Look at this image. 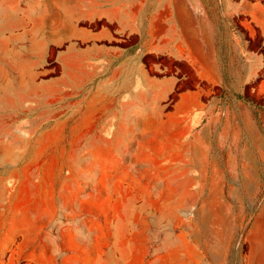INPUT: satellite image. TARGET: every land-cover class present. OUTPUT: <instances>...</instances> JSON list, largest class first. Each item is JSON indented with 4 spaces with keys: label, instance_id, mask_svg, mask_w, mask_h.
<instances>
[{
    "label": "rangeland",
    "instance_id": "1",
    "mask_svg": "<svg viewBox=\"0 0 264 264\" xmlns=\"http://www.w3.org/2000/svg\"><path fill=\"white\" fill-rule=\"evenodd\" d=\"M171 1L0 0V264H257L263 39L250 1L201 0L236 10L242 38L218 49L224 83L206 81L184 46L150 40ZM112 73L94 123L86 101ZM142 83L144 104H122Z\"/></svg>",
    "mask_w": 264,
    "mask_h": 264
},
{
    "label": "crops",
    "instance_id": "2",
    "mask_svg": "<svg viewBox=\"0 0 264 264\" xmlns=\"http://www.w3.org/2000/svg\"><path fill=\"white\" fill-rule=\"evenodd\" d=\"M172 1L180 2L179 5L181 8L178 9L174 7L169 10L168 14L165 16L166 19L160 24L162 25V30L159 32H157L158 22L152 18L149 29L151 34L150 40L156 37V35H160L161 39L157 42L156 49L166 52L169 58L172 59H176L179 53L178 49L184 46L186 49L185 57L191 62L192 66H195L196 71L204 80H216L224 83V76L220 74L216 67V58L218 57V49L223 45H233L234 49L240 53L242 38L238 30H236L234 22L230 19L231 16L235 17L237 15V11L234 10L232 14L225 11L221 15L218 14L217 11L207 8L201 0H198L200 2V8L198 9L189 8L187 5L188 0ZM248 1H250V7L247 13L252 18L251 20L255 22L264 43V0ZM105 14L100 15L107 16ZM178 17H185V19L181 20L178 19ZM178 24H180L179 28ZM133 31L138 32V29ZM260 47H264V44ZM135 48L137 51L141 46ZM126 61L134 60L127 59ZM211 64L216 67L215 71L206 67V65L208 66ZM136 65H138L137 62ZM134 67L135 64H130L129 68L133 70ZM118 77H120L119 74L112 73L106 79L100 80L98 84H96L95 90L89 95L86 106L88 105V110L93 114L92 122H99L101 113L106 111V108L114 103L115 98L111 96L110 89L107 88L110 85L109 83L115 81ZM132 78H134V73L127 72L126 79L132 80ZM144 89L145 87L142 83L137 84L136 94L129 95L128 90H126L125 95L122 97L124 100H122L121 103L125 105L130 104L133 108L139 106V104L143 105ZM136 111L138 112L139 109L137 108ZM130 126L136 127L137 125ZM90 127L96 128L101 127V125L92 124ZM253 230L256 232L257 238L253 240L251 244L252 255L256 258L255 262L259 264L260 257L264 256V206L257 216Z\"/></svg>",
    "mask_w": 264,
    "mask_h": 264
}]
</instances>
